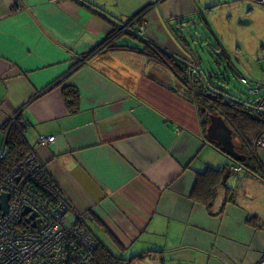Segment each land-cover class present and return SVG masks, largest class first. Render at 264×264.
<instances>
[{
	"label": "crops",
	"instance_id": "crops-1",
	"mask_svg": "<svg viewBox=\"0 0 264 264\" xmlns=\"http://www.w3.org/2000/svg\"><path fill=\"white\" fill-rule=\"evenodd\" d=\"M198 4L0 0V153L7 121L21 116L28 153L48 171L69 213L117 254L141 252L154 264H229L224 257L253 241L255 264L264 255V225L249 217L258 212L247 199L241 203L236 188L242 178L264 179L230 171L236 176L224 179L209 204L194 198L197 171L228 159L205 154L211 145L182 94L185 84L143 53L104 50L121 32L117 42L138 47L141 38L156 44L168 33L171 44L162 49L189 56L173 30L185 33L196 23L204 12ZM140 25L143 34L134 30ZM68 86L78 91L73 111L64 100ZM51 135L47 146L38 143Z\"/></svg>",
	"mask_w": 264,
	"mask_h": 264
},
{
	"label": "trees",
	"instance_id": "trees-1",
	"mask_svg": "<svg viewBox=\"0 0 264 264\" xmlns=\"http://www.w3.org/2000/svg\"><path fill=\"white\" fill-rule=\"evenodd\" d=\"M121 33L110 39L104 50L138 51L145 54L149 61L167 65L185 84L186 91L182 94L195 106L203 135H206L210 117L212 115L220 116L232 130L235 150L244 156L242 161H235L225 155L228 159L226 163L217 166L207 164L204 169L197 171L192 190L193 197L203 204H209L215 196L216 188L224 183V179L228 178L230 171L233 172L234 165H239L241 169L244 167L246 172L264 179L263 155L261 157L260 154L255 153L256 140L264 132V117L254 116L247 105V99L241 96L247 92L236 84L231 85L229 72L234 73L236 71L224 49L210 42L207 36H196L187 31L186 33L190 35L187 37L182 30L181 34L180 30L174 29V37L189 54L186 57H175L146 38L138 37L143 41L142 47L119 43L117 38ZM128 34L133 35L132 32H128ZM236 89L241 95L237 94ZM63 95L68 110L73 111L77 104V89L68 86L64 89ZM25 125V120L18 115L12 117L5 125L7 134L0 158V183L3 177L13 172L15 166L29 152ZM209 144L221 152L220 146L215 141L209 140ZM44 178L53 190L62 195L47 170H45ZM39 189L44 191L43 188ZM230 196L231 194L226 190L224 201L230 200ZM74 223L84 224L80 219H76ZM97 242L94 250V264H134L135 260L145 257L144 253L141 252L125 257L113 252L98 239ZM150 252L160 253V250L152 249Z\"/></svg>",
	"mask_w": 264,
	"mask_h": 264
},
{
	"label": "built area",
	"instance_id": "built-area-1",
	"mask_svg": "<svg viewBox=\"0 0 264 264\" xmlns=\"http://www.w3.org/2000/svg\"><path fill=\"white\" fill-rule=\"evenodd\" d=\"M250 1L264 6V0ZM134 30L143 34L144 27ZM239 81L251 96L247 102L251 113L264 117V84L254 87L245 76ZM54 139V135L40 136L38 143L47 146ZM256 143L264 154V132ZM240 170L239 165L232 168L235 173ZM44 177V166L34 153L26 154L3 177L0 194L7 193L9 199L7 211L0 209V264H94L97 239L84 224L67 223L70 205ZM255 264H264V255Z\"/></svg>",
	"mask_w": 264,
	"mask_h": 264
},
{
	"label": "rangeland",
	"instance_id": "rangeland-1",
	"mask_svg": "<svg viewBox=\"0 0 264 264\" xmlns=\"http://www.w3.org/2000/svg\"><path fill=\"white\" fill-rule=\"evenodd\" d=\"M196 1L204 11L203 15H196V23L186 25L183 30L196 36H207L210 42L224 49L236 71L234 73L229 72V80L232 86L236 84L245 90V87L239 82V76L247 77L254 87L264 84V6L251 3L249 0ZM186 32L184 33L185 36ZM154 42L161 48H167L171 44L170 35L164 33L160 42ZM237 94L241 95L240 92ZM241 96L245 97L247 101L251 98L248 93ZM255 146V153L260 154L261 157L263 155L264 158L261 147L257 143H255ZM216 153L223 159L224 155L216 148L209 146L205 151V154L212 158L214 157L213 154ZM200 159L203 160V157ZM246 171L243 167L239 175L244 177ZM234 176L236 174L230 175L227 179L232 181ZM236 190L243 196L244 201L241 203L244 204L247 199L248 206L258 212L249 217H253L252 219H255L256 222L262 221L264 225V180L260 181V179L251 177L242 178ZM65 217L68 224H72L75 220V217L69 212L66 213ZM245 248L248 250L239 248L238 253L230 255L231 257H224V260H227L229 264H249L256 250H259V246L252 241L251 247L247 246ZM154 263L155 260L147 256L134 262V264Z\"/></svg>",
	"mask_w": 264,
	"mask_h": 264
},
{
	"label": "water",
	"instance_id": "water-1",
	"mask_svg": "<svg viewBox=\"0 0 264 264\" xmlns=\"http://www.w3.org/2000/svg\"><path fill=\"white\" fill-rule=\"evenodd\" d=\"M206 138L208 141H215L220 146L221 152L232 160L242 161L244 159V156L235 150L232 140V130L228 125H226L220 116L212 115L210 117V122L206 129ZM8 199L9 195L7 193L3 192L0 194V209L3 212H6L8 209ZM27 211L28 209L26 208L24 213H27ZM31 217L33 218L34 215L32 214Z\"/></svg>",
	"mask_w": 264,
	"mask_h": 264
}]
</instances>
